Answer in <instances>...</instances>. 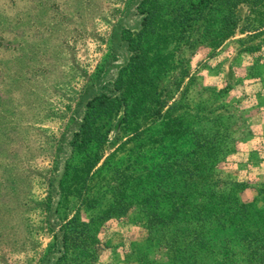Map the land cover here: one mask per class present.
Masks as SVG:
<instances>
[{"label": "rangeland", "instance_id": "obj_1", "mask_svg": "<svg viewBox=\"0 0 264 264\" xmlns=\"http://www.w3.org/2000/svg\"><path fill=\"white\" fill-rule=\"evenodd\" d=\"M198 1L0 0V264H135L137 209L96 220L118 196V175L126 183L170 163L152 179H179L180 152L216 129L228 152L216 174L244 181L237 200H251L264 179V10L261 20L245 4L204 0L192 15ZM129 38L139 48L130 64ZM117 77L129 82L126 115L95 114L101 130L87 155L98 163L67 184V167L86 161L68 145L85 105L114 97ZM71 221L78 243L88 230L90 249L61 258V230Z\"/></svg>", "mask_w": 264, "mask_h": 264}, {"label": "trees", "instance_id": "obj_2", "mask_svg": "<svg viewBox=\"0 0 264 264\" xmlns=\"http://www.w3.org/2000/svg\"><path fill=\"white\" fill-rule=\"evenodd\" d=\"M203 1L190 4L192 15L202 10ZM224 1L230 8L245 4L253 14L258 10L260 19H263L260 10H264V0ZM224 20L225 26L233 27L231 13ZM147 25L148 15L145 14L136 35H141ZM126 41L131 52L130 64L139 57V48L132 39ZM128 86V81L117 77L112 87V92L117 93L114 97L100 94L87 101L82 122L68 143L72 153L82 155L86 161L83 169L67 167L63 173L67 184L76 179V174L85 175L98 163V156L95 155L89 163L87 155L89 146L99 139L101 130V126L95 125V114L122 108L126 115ZM162 104L161 101L156 104L153 112L156 117L161 116ZM168 121L173 123L172 119ZM219 131L216 129L212 138L195 137L191 142L193 148L180 152V160L175 163H180L182 168L179 179L171 181L169 178L162 184L152 179V176L167 173L172 166L170 163L156 166V172H152L154 168L146 169L145 176L131 177L126 183L125 177L118 175V186L121 189L123 184H128V195L123 197V190L113 188V195L118 196H113V204L96 220L118 217L130 205L137 209L133 223L142 226L143 238L140 245H136L142 249L135 253V264H264V179L256 183L254 195L248 203H239L237 198L245 192L247 184L242 180L224 181L216 174L222 163L220 155L225 157L228 153L221 150L220 144L226 138ZM74 224V221L68 222L61 230V258L72 254L74 249H90L87 246L91 237L88 230L84 233L85 242L78 243L80 239ZM159 253L162 259L158 260Z\"/></svg>", "mask_w": 264, "mask_h": 264}]
</instances>
